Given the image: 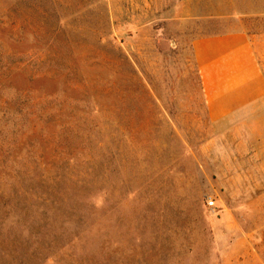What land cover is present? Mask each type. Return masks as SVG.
<instances>
[{
	"label": "rangeland",
	"instance_id": "374dc122",
	"mask_svg": "<svg viewBox=\"0 0 264 264\" xmlns=\"http://www.w3.org/2000/svg\"><path fill=\"white\" fill-rule=\"evenodd\" d=\"M179 1L0 0V264H264V106L209 122Z\"/></svg>",
	"mask_w": 264,
	"mask_h": 264
},
{
	"label": "crops",
	"instance_id": "0c3cea01",
	"mask_svg": "<svg viewBox=\"0 0 264 264\" xmlns=\"http://www.w3.org/2000/svg\"><path fill=\"white\" fill-rule=\"evenodd\" d=\"M173 20L193 23L201 32L193 38L192 53L212 125L221 127L264 106V30L252 27L264 20V0H181Z\"/></svg>",
	"mask_w": 264,
	"mask_h": 264
},
{
	"label": "built area",
	"instance_id": "2783aa9c",
	"mask_svg": "<svg viewBox=\"0 0 264 264\" xmlns=\"http://www.w3.org/2000/svg\"><path fill=\"white\" fill-rule=\"evenodd\" d=\"M210 206H211V207H213V206H214V203H213V202H211V203H210Z\"/></svg>",
	"mask_w": 264,
	"mask_h": 264
}]
</instances>
